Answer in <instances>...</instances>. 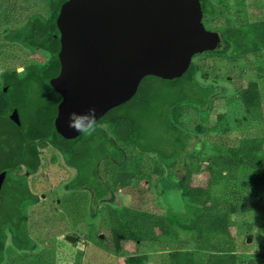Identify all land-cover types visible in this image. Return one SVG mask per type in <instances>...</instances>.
<instances>
[{
  "label": "rangeland",
  "instance_id": "obj_1",
  "mask_svg": "<svg viewBox=\"0 0 264 264\" xmlns=\"http://www.w3.org/2000/svg\"><path fill=\"white\" fill-rule=\"evenodd\" d=\"M14 2L12 11L7 8V16L0 13V73L47 59V54L43 51L29 52L19 45L3 40L8 31L25 24L26 15L46 16L48 13L42 0ZM12 3L13 0H0V9ZM213 3L220 9V25L225 21L224 18H228L229 23L242 18L248 23L264 20V0H213ZM203 21L207 22L206 19ZM239 22L237 20L236 24ZM223 42L221 39L220 45H223L218 54L193 60L198 69L195 76L198 87L188 83L185 86L169 88L154 79L146 80L142 84L141 93H147V84H152L153 88H157L158 94L154 92L152 96L148 95L149 98L142 97L144 94H141L136 98L155 100L149 106L142 105L141 102L135 106L134 117L140 126L139 137L135 139L162 155V160L166 161L162 176L151 172L152 167L159 162L156 157L152 154L141 155L129 148L126 157L130 165L126 170L136 172V180L126 189H110L109 196L94 206L90 192L82 189L73 192L68 189L69 180L75 178L74 171L66 168L60 158L53 156V151L42 153L40 171L29 181L30 189L39 198L38 203L28 209L27 230L35 243V249L33 252H17L10 248L7 240L3 264H126L127 255L109 252L100 244V229L107 226L108 204L118 208H137L149 214L171 216L170 219L175 224L187 217L189 213L181 199L179 187L187 181L186 165L190 157L196 156L199 159L198 164H202L210 156L221 155L218 153L219 149L235 144L241 137H264V73L263 78L258 77L259 69L264 70V52L236 56L232 48ZM250 82H257L259 85L261 105L257 110L246 112L238 94ZM211 86L214 92L206 106H197L194 99H205V91ZM28 94V91L22 93L24 96ZM16 100L17 102L13 99L4 101H13L12 105L18 107L20 115L28 120L30 100ZM175 101H181L180 125L169 112V104ZM144 107L149 109L145 111ZM123 112L120 110L117 113ZM219 116L223 117L220 121ZM173 126L182 133L186 141L178 157L174 156L175 152L172 150L177 137L172 130ZM225 126L228 127L227 133L222 132V127ZM108 135L111 136L109 132ZM106 150L114 151L109 148ZM91 153L88 157L89 164L85 168L88 174L91 167L95 166V159L101 156L100 151L94 152L93 148ZM162 160L160 159L161 162ZM213 163L218 168L223 166L222 160L213 159ZM96 166L100 168V176L105 173L110 182L114 167L117 168L118 164L106 165V157L102 156ZM205 176L206 174L193 176L190 184L201 185ZM241 182L242 179L236 182L223 181L213 191L217 197L236 204L238 214L232 216V234L238 251L243 255H253L264 250V200L257 198L262 197L264 189L242 191ZM245 182L249 183L250 180L246 179ZM231 193L236 194L233 197L228 196ZM10 204L6 203L4 206ZM5 209L6 207L2 208L3 214ZM7 214L13 216L9 209ZM67 237H74L76 240L70 243ZM244 238L249 239L247 247L241 246ZM138 250L147 255L148 264H168L175 252L192 253L189 243L181 245L180 249H174L169 244L145 243L139 245ZM134 251L135 246L128 244L127 253Z\"/></svg>",
  "mask_w": 264,
  "mask_h": 264
},
{
  "label": "trees",
  "instance_id": "obj_2",
  "mask_svg": "<svg viewBox=\"0 0 264 264\" xmlns=\"http://www.w3.org/2000/svg\"><path fill=\"white\" fill-rule=\"evenodd\" d=\"M14 1L11 5L0 9L1 15L5 14L7 16V8L12 11L11 9L15 6ZM42 1L47 7V15H26V21L22 27L12 29L4 35L3 40L5 42L19 45L29 51L43 50L48 52L49 55L52 54L49 42L54 30V19L59 7L66 0ZM199 1L203 19L208 22H204L205 28L211 31L214 30L219 35L220 40L222 39L232 48L236 56L256 55L264 52V20L248 23L245 18H242L229 23V19L224 18L225 21L220 25L218 24L220 9L214 5L213 0ZM237 20H240L238 24H236ZM222 45H220L219 41L215 50L205 52L195 58L218 54L217 52L222 48ZM35 67L37 68V66L32 65L27 68L28 78L26 83L29 87L31 86L29 74L31 71L37 70ZM197 71L198 69L192 61L185 73L179 78L163 80L154 76L144 77L139 83L136 93L128 102L111 109L98 120L97 131L91 136L83 134L74 140L48 141L47 132L50 119L46 108L38 104L36 100L35 102L30 101L29 104V127L24 126V131L22 130L23 127L15 130L17 127L5 119L7 116L4 114L0 116V134L8 137L12 136L15 131L21 135V133L27 132L28 129H32L36 138L54 146L59 151L66 166L75 169L77 175L69 181L68 189L73 192L78 189L90 192L92 194L91 203L96 206L109 196L110 189L113 191H116L117 188L126 189L136 180V172L126 170V167L130 165L126 157L129 148L141 155L152 154L159 162H156L151 172L158 176H162L164 172L166 161L162 160V155L156 150L145 147V144H141L136 140L139 137L140 126L134 117L135 106L138 102L149 106L155 100L136 98L141 94H144L142 97L149 98L148 95L152 96L154 92H158L157 88H153L152 84H147L149 86L147 93L145 91L141 93L142 84L146 80L154 79L169 88L185 86L188 83H193L194 86L198 87V83L195 80ZM263 73L264 70L259 69V79L263 78ZM2 80L3 85L7 87V94L22 95L25 92L26 84L20 80L15 71H4ZM16 84H20L23 89L19 91L16 88ZM212 87L205 91L207 94L205 99H194L197 102L195 103L197 106L201 108L206 106L209 97L214 92ZM258 88L257 82H250L247 87L239 92L240 101L243 103L246 112L260 108L261 96L258 95ZM0 95L5 94L0 91ZM4 100L6 99H1L0 101L3 102ZM2 105H4L3 109L5 111L11 108L8 102L4 101ZM180 108L181 101L169 104V112H171L173 119L178 125H180ZM144 109L147 111L149 108L144 107ZM120 110L124 112L117 113ZM8 111L10 112V110L6 112ZM222 118V116H219V121ZM172 130L177 136L172 150L175 152L174 156L178 157L183 151L186 141L176 127L173 126ZM108 132L111 136L108 135ZM222 132L227 133L228 127H222ZM92 144L93 147L91 146ZM118 145L122 148H119ZM91 147L94 152L100 151L101 156L98 155L100 157L95 159V166L94 168L91 167V171L88 174L85 168L89 164L88 157L92 154ZM106 148L114 151L109 152ZM219 151L218 153L221 155L210 156L202 164H198L199 159L193 155L186 165L187 181L179 187L181 199L189 213L186 218L180 219L175 224L171 221V216L167 217L158 213L149 214L147 211L137 208H118L108 204L106 206L107 226L100 229V244L102 248L112 253L127 255L126 264H148L147 255L138 252V246L145 243L169 244L174 249H180L181 245L189 243L192 247V253L175 252L171 255L168 264H264V250L253 255H243L238 251V246L231 230L234 225L232 216L238 214L236 204L217 197L213 191V188L223 181L236 182L239 179H242L240 184L242 191L264 189V137L244 136L235 144L222 147ZM37 154L38 152L35 148L30 152L31 156L27 167L29 175L36 173L41 164ZM102 156L106 157V165L111 163L114 165L118 164L117 168L114 167L110 182L106 179L105 173L100 176V168L96 166ZM213 159L222 160V168L214 165ZM198 174H206L204 182L201 185H191L190 180ZM246 179H249L250 182L246 183ZM235 194L231 193L228 196L233 197ZM6 195L9 196V199H7ZM6 195L0 197V264L4 262L5 241L7 238L10 239V248L14 251L24 253L33 252L35 249V243L28 233L26 221L28 220V207L36 205L39 198L30 189L26 175L16 185L15 190L10 195ZM257 198L264 200V193L262 197L257 196ZM6 203L11 204L4 206ZM5 207L3 214L2 208ZM8 209L12 211L13 216L7 214ZM128 244L135 246L133 253H127ZM241 246L247 247L245 238L242 240Z\"/></svg>",
  "mask_w": 264,
  "mask_h": 264
},
{
  "label": "water",
  "instance_id": "obj_3",
  "mask_svg": "<svg viewBox=\"0 0 264 264\" xmlns=\"http://www.w3.org/2000/svg\"><path fill=\"white\" fill-rule=\"evenodd\" d=\"M203 18L199 0H66L54 19L50 60L31 74L36 102L50 116L48 141L81 135L68 128L70 112L95 108L99 120L128 102L144 77H181L196 56L218 47ZM31 137L10 153L6 170Z\"/></svg>",
  "mask_w": 264,
  "mask_h": 264
},
{
  "label": "flooded vegetation",
  "instance_id": "obj_4",
  "mask_svg": "<svg viewBox=\"0 0 264 264\" xmlns=\"http://www.w3.org/2000/svg\"><path fill=\"white\" fill-rule=\"evenodd\" d=\"M209 31H211V30H209ZM35 51H43V50H35ZM29 52H32V51H29ZM43 52L47 54V59L45 61H43V62H35V63L30 62L28 65H26L23 68L13 70V71H15L18 74L20 80L24 84H26L25 91L29 92V94L27 96L16 95V94H14V95L13 94H11V95L7 94L6 93L7 92V87H5V85H3V80H2V74L6 70L1 71V73H0V88H1V90L0 91H1V93L5 94V95H0V100L1 99H6V100L13 99V101H17L16 99H24V101L30 100L31 102L32 101L35 102V100L38 99V94H37L36 88L33 85L32 81H31V86L30 87L26 83L27 78H28L27 77L28 76L27 68L29 66H32V65L37 66V68L35 67L36 69L45 66L47 64V62L50 60V56L51 55H49V53L46 52V51H43ZM9 71H12V70H9ZM32 73H33V71H31L30 74H29V80L31 79V74ZM16 88L19 91L21 89H23L20 84H16ZM3 102L0 101V116L1 115L3 116L5 114L7 116V117H5V119H7L13 126L17 127V128H15V130L19 129V127H21V128L23 127L22 130L24 131V126L29 127V124H30L29 120L30 119L27 120L25 117L20 115L21 113L20 114L18 113L17 108L15 107V105H12L13 104L12 102L9 103L11 108L7 109V110H10V112L9 111L6 112L7 110L5 111L3 109L4 105L1 106V104H3ZM1 111H2V113H1ZM46 111H47V109H46ZM47 114L49 116L48 111H47ZM49 119H50V116H49ZM29 133L33 134L34 132H33L32 129H28L27 132L21 133V135H20L19 133L17 134L14 131V133H12V136H8V137H6L7 135L2 136L0 134V197H4L6 194L10 195V193H12L15 190L16 185L22 180V178L25 175H26V178L28 179V182H29L31 177H33L36 174H38V172L40 171L41 164H40L39 169H38V171L36 173H34L32 175H29L28 171H27V167H28V164H29L30 156H31L30 152L34 148L38 152L37 155H39L41 163H42V153H45L46 151H53V153H54L53 156H57L58 158H60L62 160L61 154L59 153V151L54 146L42 142L40 139L36 138V136H34V134H33V137H31L29 139L28 146L13 161L12 165L10 166V169L6 170L7 167H8L7 163H8V158H9L10 153L20 144V142H22L27 136H29ZM61 141H65V140H61ZM53 160H55V157L53 158ZM66 168L74 171V174L76 176L75 169H73V168H71L69 166H66ZM71 180H69V181H71ZM29 208L30 207H28V209ZM28 209H27V216H28ZM26 222L28 223V220ZM7 230H8V228H7ZM7 240L10 243V239L7 238L6 241ZM6 241H5V249L7 247Z\"/></svg>",
  "mask_w": 264,
  "mask_h": 264
},
{
  "label": "clouds",
  "instance_id": "obj_5",
  "mask_svg": "<svg viewBox=\"0 0 264 264\" xmlns=\"http://www.w3.org/2000/svg\"><path fill=\"white\" fill-rule=\"evenodd\" d=\"M98 120L96 118V109L90 108L85 114L70 112L68 114V128L79 132L82 135H93L97 131ZM174 210H177L174 208Z\"/></svg>",
  "mask_w": 264,
  "mask_h": 264
}]
</instances>
